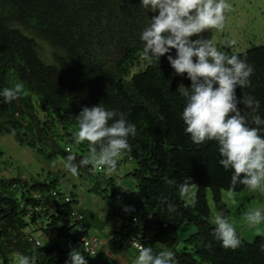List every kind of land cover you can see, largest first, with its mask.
Here are the masks:
<instances>
[{"label": "trees", "instance_id": "16d2710c", "mask_svg": "<svg viewBox=\"0 0 264 264\" xmlns=\"http://www.w3.org/2000/svg\"><path fill=\"white\" fill-rule=\"evenodd\" d=\"M156 14L142 7L141 0H0V91L21 82L25 89L12 102L0 97V134L16 137L19 144L46 158L65 161L73 154L79 164L90 149L87 141L77 144V151L73 149L76 116L82 108L103 104L123 112L136 127L135 137H129L131 151L124 154L136 164L129 175L136 180L144 205L141 219L133 208V215L123 218L112 235L132 247L138 242L154 253L173 251L176 264H264L263 237L249 243L237 232L241 244L232 250L223 248L213 235L208 194L216 213L230 219L222 192H229L233 172L220 165L215 141L197 145L185 132V98L178 88L181 84L190 87L191 81L171 67L167 55L175 57V49L159 61L143 59L140 35ZM37 38L53 49L52 61L41 55ZM227 54L238 55L254 68L250 85L237 87L236 95L241 100L251 95L259 101L255 112L243 103L238 106L249 126L259 127L264 136V124L257 126L251 119L259 115L264 120V46ZM64 140L68 144L63 147L60 142ZM92 172L91 165L79 169L82 176ZM185 180L194 195L181 194ZM59 182L57 178L0 180L2 264H12L14 252L34 256L36 264H66L69 255L59 241L72 235L82 245V239L91 237L90 213L78 209L76 197L63 193ZM245 189L237 183L234 193ZM90 192L112 209L121 198L113 177L97 181ZM50 197L53 208L48 206ZM189 225L197 230L186 239L184 249L176 252L178 232ZM30 227L51 244L39 248L29 242ZM83 254L89 255L84 249Z\"/></svg>", "mask_w": 264, "mask_h": 264}, {"label": "clouds", "instance_id": "9594fccd", "mask_svg": "<svg viewBox=\"0 0 264 264\" xmlns=\"http://www.w3.org/2000/svg\"><path fill=\"white\" fill-rule=\"evenodd\" d=\"M141 6L158 13L150 18V23L140 35L144 43L143 59L159 61L160 57L175 49V57L169 54L167 59L176 74H187L191 81L190 87L181 84L178 88L185 98L182 111L185 132L194 144L201 145L206 141L218 144L220 165L233 172L229 198H234L237 183L250 191L264 193V136L260 134L259 127L249 126L247 116L238 106L243 103L255 112L259 101L251 95L244 96L242 100L236 95L237 87L250 85L254 68L238 55H228L212 40L201 36L206 31L224 29L231 4L228 0H141ZM194 36L201 38L192 39ZM235 43V40L231 41L230 46ZM24 92L23 83H16L0 91V97L8 103ZM76 119L78 131L74 135L75 142L87 141L90 149L79 164L74 162L76 156L69 154L65 169L73 176L79 175L81 167L89 165L94 173L104 169L115 172L122 155L131 151L129 137H135V125L126 119L125 113L106 109L103 104L83 107ZM251 119L257 126L264 124L259 115H253ZM68 151L71 153L70 148ZM166 182L174 183L172 180ZM191 189L185 180L179 190L182 195H194ZM124 210L132 209L125 207ZM169 210L174 211L172 205H169ZM244 218L249 226H258L264 222V213L252 208L244 213ZM212 223L215 225L213 235L223 248L235 250L240 246L236 228L226 215L215 214ZM135 247L138 256L133 264H176L173 251L154 253L152 248L139 243ZM68 255L66 264H87L78 249H72ZM11 260L12 264H36L34 256L20 252L13 253Z\"/></svg>", "mask_w": 264, "mask_h": 264}, {"label": "rangeland", "instance_id": "374dc122", "mask_svg": "<svg viewBox=\"0 0 264 264\" xmlns=\"http://www.w3.org/2000/svg\"><path fill=\"white\" fill-rule=\"evenodd\" d=\"M228 3L231 4V9L226 13L224 29L206 31L201 34L202 38L212 40L220 50L232 54H240L252 47L264 46V0H228ZM197 38L201 37H192V39ZM233 40L236 43L230 46ZM37 41L41 55L46 60L52 61L53 49L40 38H37ZM67 144L65 140L60 142L63 147ZM76 147L77 144L73 148L75 151L78 150ZM119 162L115 172L110 173L104 169L92 172L89 176H82L80 173L78 176H73L65 169V161L61 157L46 158L19 144L16 137L6 133L0 134V180L34 178L38 181H46L57 178L60 180L58 188L65 194H73L78 200L76 207L90 213L89 235L102 239L105 247L98 249L95 255H85L80 241L72 235L58 243L68 254L72 249H78L85 256L87 264H133L138 256V251L129 242L119 241L112 235V231L117 230L122 224L123 218L133 215L132 210L126 212L125 207L136 208L138 210L136 217L141 219L144 205V199L137 189L136 180L129 175L136 168V164L126 160L125 154ZM107 177L114 178L116 193L121 196L115 201L114 209L101 197L90 192V189L96 186L97 181ZM103 187L106 185H102ZM51 197L48 206L53 208L55 205ZM222 198L231 212L230 220L243 240L251 243L258 237L264 238V222L258 226H249L244 218V213L252 208L264 213V193L259 190L250 191L247 188L235 193L234 198H229L228 192H222ZM208 201L212 211V221L217 213L211 193L208 194ZM196 230L197 228L193 225L182 227L179 230L176 252L184 249L186 239ZM27 231L33 233V237L40 240L43 245L51 244V241L35 228L30 227ZM0 264H2L1 261Z\"/></svg>", "mask_w": 264, "mask_h": 264}, {"label": "built area", "instance_id": "2783aa9c", "mask_svg": "<svg viewBox=\"0 0 264 264\" xmlns=\"http://www.w3.org/2000/svg\"><path fill=\"white\" fill-rule=\"evenodd\" d=\"M66 201H69V199L66 198ZM73 215L78 220L82 219L81 215H79L77 212H75ZM28 240H29V242L35 243V245L37 247H39V248L43 247V244L39 240L33 238L32 236L29 237ZM104 243L105 242L102 239L98 238L97 236H93V237H88V238L82 239L83 249L89 255H95L97 253L98 249H100L102 246H104ZM137 243L138 242H133L132 245H133L134 248H136L135 245Z\"/></svg>", "mask_w": 264, "mask_h": 264}, {"label": "bare ground", "instance_id": "6f19581e", "mask_svg": "<svg viewBox=\"0 0 264 264\" xmlns=\"http://www.w3.org/2000/svg\"><path fill=\"white\" fill-rule=\"evenodd\" d=\"M105 247V246H104Z\"/></svg>", "mask_w": 264, "mask_h": 264}]
</instances>
